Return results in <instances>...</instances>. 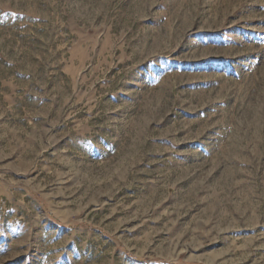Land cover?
<instances>
[{"label":"rangeland","instance_id":"1","mask_svg":"<svg viewBox=\"0 0 264 264\" xmlns=\"http://www.w3.org/2000/svg\"><path fill=\"white\" fill-rule=\"evenodd\" d=\"M0 264H264V0H0Z\"/></svg>","mask_w":264,"mask_h":264}]
</instances>
